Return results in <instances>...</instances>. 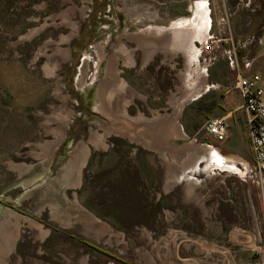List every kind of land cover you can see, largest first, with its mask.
I'll return each instance as SVG.
<instances>
[{
  "label": "rangeland",
  "instance_id": "1",
  "mask_svg": "<svg viewBox=\"0 0 264 264\" xmlns=\"http://www.w3.org/2000/svg\"><path fill=\"white\" fill-rule=\"evenodd\" d=\"M262 1H252L254 14L244 11L237 18L231 6L239 0H112L114 10L137 5V23L158 32L131 42L110 35L118 24L98 34L90 31L99 23L108 26L98 20L105 19L99 16L104 5L96 0L94 9L87 0H0V264H117L80 252L76 243L57 241L61 236L46 248L56 229L130 264L264 263V172L256 169L249 129L237 116L228 121V130L239 122L241 137L233 129L232 136L228 132L218 142L204 128L225 114L227 98L238 92L216 87L205 93L210 87L199 67L213 70L224 47L221 42L212 50L205 46L210 37L222 38L216 34L222 4L229 24L250 22L253 29L264 18L258 9L264 10ZM203 9L210 20L208 39L195 42L199 62L186 68L172 41L176 32L181 35L176 43L185 33L205 40ZM154 10L159 16L152 22L147 16ZM76 24L83 34L68 43ZM110 40L120 54L132 56L138 43L141 51L137 68L124 69L128 84L122 94L115 85L112 92L108 89V105L118 93L108 112L103 95L94 108V91L81 96L80 90L91 85L79 88L71 81L80 57L73 55L70 68L69 55L77 46L88 50L91 44L108 46ZM103 65H98L102 72ZM196 67L202 91L197 87L199 95L190 97L197 84L191 89L188 80L195 79ZM188 94L178 121L188 139L182 141L169 117L175 116L173 99ZM95 134L105 147H91L81 186L64 189L59 161L66 166ZM220 157L231 161L220 166L215 160ZM39 230L47 233L44 239Z\"/></svg>",
  "mask_w": 264,
  "mask_h": 264
},
{
  "label": "flooded vegetation",
  "instance_id": "2",
  "mask_svg": "<svg viewBox=\"0 0 264 264\" xmlns=\"http://www.w3.org/2000/svg\"><path fill=\"white\" fill-rule=\"evenodd\" d=\"M87 1L92 5V8L94 9V0H87ZM102 1H106V2L108 1V3H101V0H96V4L99 6L104 5V8L99 13V16H103V17H105V19H102L100 17L98 20H99V22H104L108 26H102V23H99L98 29L89 27V29H91L90 30L91 32L98 34L101 31V29L102 30H104V29L109 30L113 24H118V30L116 29L114 31L115 34L110 32V35L115 36V37H116V35H118V37H121V36L122 37H129L131 39L130 40L131 42H133L132 41L133 39H136V38L139 39L140 37L142 38V36H144L145 34H149V33H152L155 35L158 34V32H156L155 30L146 29L137 23V21H139L137 19H140V16H138L139 14L136 13V12H138L137 5L135 7L132 5V6H130V8L121 7V8H117L116 10H114L113 9L114 7L112 6V0H102ZM122 3H124V2L121 1V4ZM121 6H123V4ZM158 16H159V11L154 10L147 17H148L149 21L153 22V21L158 20ZM133 19L136 21L133 22ZM96 23H98V22H96ZM76 25H77V27L74 26L72 29L71 36L67 37V39L69 38L68 43L73 42L75 36H78V38H79L80 34H83V30L81 29V26L79 24H76ZM120 27H122V28H120ZM94 45L95 44H91L88 47V50H87V48H86V50H84L83 46H77L73 49V51H71V53L69 55V61H70L69 67L70 68H72V64L75 61V58H72L73 55L78 54V56L80 57V61H79L80 64L77 63L75 68L73 67L74 73L71 74V77H72L71 81L74 82V85L78 86L79 88H80V86L82 87L83 85L86 86L87 83L89 82V84L91 85V86L89 85L91 92H89L90 89L87 90L84 87L82 90H80L81 96H85V95L87 96V94L92 93L94 91L93 92L94 97L92 99L93 100L92 106L94 108L95 102H97L99 100H100V102H102V95H103V97H104V103H103L104 109L108 112H111L115 97H116V95H118V93L113 95L114 98L112 99V101L109 105H108L107 98H106L107 94L105 95L104 93L107 91V89H109V87H110L109 91L112 92L114 90L113 87L116 84L118 79H122V80L125 79L123 77V74L125 71L124 69L137 68L138 61L136 60V53L138 51H141V50H139L141 48V46H139V43L136 44V47L130 51V53L132 54V56H131L130 54H128L126 49H125L126 53H123L124 55L120 54L121 50L114 48L115 44L111 40H110V44L108 46L102 45V44H96L95 46ZM93 53H95V54L93 55ZM128 55H129V57H132V60H133V65L130 67H128L126 65V62H128L127 61ZM100 58H102V61ZM101 62H103V64H104L103 65V68H104L103 72H102V70H100V68L98 66L99 63H101ZM91 65H92V69H91ZM124 81L128 84V82L126 80H124ZM98 85L103 87V89H102L103 94L100 93V91H99L100 88L96 89V86H98ZM124 93H126V92H124ZM120 94H122V92H120ZM183 99H184V97L182 98V101H183ZM185 104L186 103H183V107L185 106ZM183 107H182V109H183ZM182 109H181V111H182ZM181 111H180V115H181ZM93 113L95 114V112H93ZM72 145L73 144L70 143V146L67 147L65 150L67 151L70 148L72 149ZM59 228H60V226H59ZM64 230L67 231L66 228ZM56 236H61V237L56 239ZM45 237H46V235H45ZM54 239H56L59 242L68 241V242L73 243V244L76 243L77 246L82 248V251H80V252H87V253L94 252V253L100 254L99 255L100 257L105 258L107 260H112V261L116 262L117 264H130L126 260L119 259L118 257L111 255L107 251L96 246L94 243H91V242L84 240V239L77 238L73 233L67 234L63 231L61 232L60 229H56L55 236H53L51 239L50 238L48 239L49 241L46 242L45 247L46 248L50 247V245H52L51 241H53ZM53 248H54V245H53ZM44 256H46V254Z\"/></svg>",
  "mask_w": 264,
  "mask_h": 264
},
{
  "label": "crops",
  "instance_id": "3",
  "mask_svg": "<svg viewBox=\"0 0 264 264\" xmlns=\"http://www.w3.org/2000/svg\"><path fill=\"white\" fill-rule=\"evenodd\" d=\"M252 1L253 0H239L237 4L234 2L231 6L232 15H236L237 18H240L241 13L244 11L247 12V14H254L253 12L255 11L250 10ZM261 3L262 5L260 6L264 8V1ZM204 5L206 6L205 3ZM217 7L219 6L217 5ZM225 9V6L222 4L221 16L216 24V34L222 37L221 43H223L222 46H224L225 49L223 47L218 50V59L213 65L215 66L213 70L211 69V71L208 72V65H206L205 85L208 84L210 88L205 93L216 87L224 88L227 93H230L229 88L234 87V89L237 90L234 92H238V94L232 93L231 96L227 98L228 107L225 114L215 118H226L228 128V121L232 123L234 120L236 121V119H238L237 116H239L241 122H245L248 131L247 119L244 121V111L242 110L243 98L236 88V83L239 77L260 75L262 78L261 85H264V18L262 21L259 20V23L255 25L253 29H250V22L246 25L242 22V24L240 23L235 27V19L232 21V24H229ZM258 9L259 12L264 15V10L262 11L261 8ZM209 29L210 26L207 28L206 25L205 36L208 34ZM210 80H212V82ZM238 123L239 122L236 124L239 125L240 123ZM237 125H233L232 128L241 137L240 129ZM233 129H227V135L229 132L232 136ZM231 142L233 144V138Z\"/></svg>",
  "mask_w": 264,
  "mask_h": 264
},
{
  "label": "bare ground",
  "instance_id": "4",
  "mask_svg": "<svg viewBox=\"0 0 264 264\" xmlns=\"http://www.w3.org/2000/svg\"><path fill=\"white\" fill-rule=\"evenodd\" d=\"M198 7V4H194V5H192L191 6V11L193 12V17H195V10H196V8ZM204 10V9H203ZM204 12H205V25H207V28H209V24H210V20H209V18L207 17L208 16V10H204ZM35 32L33 31V32H31L29 35H28V37H31L33 34H34ZM178 32H176V34H175V39H176V41H175V39H174V41H172V46H174L173 48L175 49L174 50V52H181L182 54H183V56L185 57V59H186V68H189V67H192L193 66V64H194V66L195 65H197L198 64V58H199V55H200V50H197V47H196V41L198 42V41H200V42H202V43H204L208 38L204 35V38H205V40H199V39H197V38H194L193 37V35L191 36V34L190 33H185V35H183L184 37H183V41L180 43V42H178V43H176L177 42V40H178V38H179V36H181V35H179L178 36V34H177ZM173 36V35H172ZM178 36V37H177ZM68 40V39H67ZM66 40V41H67ZM172 40V39H171ZM204 41V42H203ZM206 43V42H205ZM202 46H204V44H202ZM123 48V47H122ZM169 48V47H168ZM125 51V50H124ZM173 52V51H172ZM176 54V53H175ZM129 63L132 65L133 64V61H132V57H129ZM119 62V61H118ZM199 67H200V69H202L201 70V74H206V67H201L200 65H199ZM48 67H46V69H47ZM52 71H50L49 73H51L52 72V75L55 73L54 71H55V67H53L52 69H51ZM194 73H195V79H193L192 80V77H190V80H188V81H192L191 83H192V86H190L191 87V89L193 88V86L194 85H196L197 84V86L195 87V91L191 94V96L190 97H193V96H197V95H199L198 94V89H197V87H200V91H202V89H201V85H200V81L198 80V82H197V79L196 78H199V77H197V74H198V69H197V67H196V69H195V71H194ZM192 76V75H191ZM194 77V76H193ZM119 79L117 80V82H116V84H115V88H116V90H119V92H121V91H123L124 89H126V83H125V81H121L120 83H119ZM205 82V81H204ZM190 87H188V89H190ZM110 88V87H109ZM114 89V88H113ZM107 91H108V89H107ZM108 94H107V96H110L111 94H110V92L108 91L107 92ZM189 96V94L188 95H186L185 97H184V99H183V101H182V95L180 96V98L179 97H177V98H174L173 99V101H172V108H173V113H175V114H173V115H175L174 117L172 116L171 118L169 117V120L171 121V122H173V133H174V135H178V136H181L182 138L180 139V138H177L176 136H175V138H177V139H180V140H182L183 141V139L184 140H188V139H186L185 138V135H183L182 134V132H181V129H180V127H179V125H178V121H179V118H180V111H181V109H182V107H183V103H185L186 102V100H188V97ZM172 134V133H171ZM98 145H100V146H102V147H105V143H103V139H102V137L101 136H99V135H92L90 138H89V141L87 142V143H84V142H82L81 143V145L77 148V151H76V153L74 154V156H73V158L72 159H70L69 161H68V163L66 164V166H64V161H62V159L59 161V164L61 165V167H60V170H63V175H61L62 176V178L60 177V182H62V185H63V188L65 189V188H67V189H73V190H76L77 188H79L80 186H81V183H82V172H83V169L85 168V166H86V163H87V160H88V157H89V155H90V153H91V147H96V146H98ZM188 148H189V146H187ZM201 149H202V147H201ZM203 150H209V151H213V149H211V148H204ZM71 158V157H70ZM238 159V158H237ZM236 158H233V160H235V161H239V160H237ZM216 160V162H217V164L218 165H220V166H223V165H225V162H226V160L228 161V162H230L231 161V159H224V158H222V157H220V158H217V159H215ZM241 162H242V160H241ZM238 163H240V162H238ZM241 164V163H240ZM245 167V166H244ZM60 174V173H59ZM30 222V221H29ZM100 222V221H99ZM64 224V223H63ZM18 225V224H17ZM36 226V225H35ZM18 227V226H17ZM39 227V226H38ZM41 227V226H40ZM40 231V233H41V236H42V238H44L45 237V235H47V233H43V230H39ZM7 236V235H6ZM4 238V237H3ZM8 240H10L9 238H7V241ZM14 237H13V242H14ZM17 241V240H16ZM8 245V247H9V244L7 243L6 244V246ZM7 247V248H8ZM10 253V252H9Z\"/></svg>",
  "mask_w": 264,
  "mask_h": 264
},
{
  "label": "built area",
  "instance_id": "5",
  "mask_svg": "<svg viewBox=\"0 0 264 264\" xmlns=\"http://www.w3.org/2000/svg\"><path fill=\"white\" fill-rule=\"evenodd\" d=\"M217 42L222 40L210 37L205 46L212 50V45ZM261 82L260 75H253L239 77L236 83V88L243 98L242 109L247 116L250 146L259 173L264 172V85H261ZM204 128L206 134L218 142H223L227 138L226 118L210 119Z\"/></svg>",
  "mask_w": 264,
  "mask_h": 264
},
{
  "label": "trees",
  "instance_id": "6",
  "mask_svg": "<svg viewBox=\"0 0 264 264\" xmlns=\"http://www.w3.org/2000/svg\"><path fill=\"white\" fill-rule=\"evenodd\" d=\"M116 141L115 140H113V144L115 143ZM116 144V143H115ZM94 158V157H93ZM92 160V159H91Z\"/></svg>",
  "mask_w": 264,
  "mask_h": 264
},
{
  "label": "water",
  "instance_id": "7",
  "mask_svg": "<svg viewBox=\"0 0 264 264\" xmlns=\"http://www.w3.org/2000/svg\"><path fill=\"white\" fill-rule=\"evenodd\" d=\"M6 203H7V202H6ZM7 204L11 205V203H9V202H8Z\"/></svg>",
  "mask_w": 264,
  "mask_h": 264
}]
</instances>
